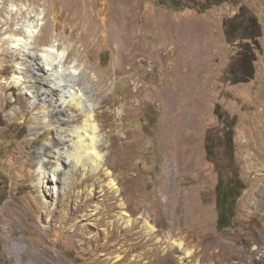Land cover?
<instances>
[{
	"label": "rangeland",
	"instance_id": "374dc122",
	"mask_svg": "<svg viewBox=\"0 0 264 264\" xmlns=\"http://www.w3.org/2000/svg\"><path fill=\"white\" fill-rule=\"evenodd\" d=\"M189 1L191 8L175 10L167 0H0V264H206L203 240L233 241V232L243 238L237 247L245 256L221 250L220 264L260 262L264 0H215L204 10L203 0ZM41 9L47 22L29 55L7 49L4 37H23L26 16L32 21ZM251 16L261 28L255 74L231 83L226 71L240 40L225 35V23L233 18L246 25ZM117 18H126L124 28ZM53 44L66 46L65 64L75 61L85 73L76 85H85L94 101L104 159L94 172L69 161L51 208L41 199L50 188L35 169L48 142L60 143L52 127L59 103H49L53 125H47L40 96L32 103L26 88L44 84L57 98L61 87L48 84L52 78L34 63L41 64L38 54ZM17 65L25 80L6 83ZM63 79L57 84L69 78ZM61 109L65 118L80 113ZM207 139L218 168L207 159ZM219 177H238L245 186L223 229L217 227ZM123 210L131 218L127 225L116 219ZM172 242H181V250ZM195 247L199 252L189 261L179 258Z\"/></svg>",
	"mask_w": 264,
	"mask_h": 264
},
{
	"label": "bare ground",
	"instance_id": "6f19581e",
	"mask_svg": "<svg viewBox=\"0 0 264 264\" xmlns=\"http://www.w3.org/2000/svg\"><path fill=\"white\" fill-rule=\"evenodd\" d=\"M13 9L15 8L11 6L9 11ZM117 19L120 20V26H122L123 21L126 18ZM24 21L25 22L21 24L24 32L23 37L8 35L5 36L4 39L9 41V43L6 44L7 49H11L12 51L19 50L21 51V55L26 57L29 55L30 49L34 46V40L40 35L41 29L47 22V19L43 17V9H41V11L37 13L35 19L30 21L29 16H26ZM102 23L104 24V18L102 19ZM124 26L122 27L124 28ZM103 35H106L105 30ZM66 56V46H64L62 49H59L55 44H53L46 49H41L40 53L38 54V59L40 60L41 64L33 60L37 68L40 67L42 71L44 70V72H46L50 78H52L48 81V84L61 87L57 94L58 96L56 95V99H52V97L47 95L49 91L52 92V88L51 90H48L44 88V84H42L40 90L37 89L34 91L31 89L32 86H30V88H26L29 91L28 96L30 97V101L32 103L37 101V96H40V104L42 106L41 108L43 109L42 117L44 118L47 125H53L49 122V112L46 110L49 108V103H59L58 112L60 113V116L57 118L58 124L56 126L53 125L52 127H55L60 143L53 142L54 139L51 142H48L52 143V145L49 146V151L46 150L48 147L44 148V152L37 159L35 169L38 181L43 183L45 188H50V191L52 189L51 192L47 191V193L42 194L41 197L48 207L51 206L53 201L52 197H58L59 192L62 189V183L64 182L63 180H65V176L69 173V161L74 168L82 165L84 170L88 169V167H91L94 172L103 167L104 159V153L101 148V130L97 121L95 120L96 107L94 101L92 96L86 92L85 85L82 87L76 85V80L79 79L78 77L84 76L85 73L81 71L80 67L76 65L75 61L71 64H65ZM22 69V65H17L16 71L12 77L9 80L4 79L6 83H10V81H12L14 84L23 83L25 77L23 74H21ZM64 76L69 78L68 82L62 86L59 83L57 84V81L60 82L64 80ZM47 97L50 98L46 99ZM65 106H72L80 113H78L75 118L70 117L71 115H68L67 118H65V115H63V112H61V108H64ZM71 118H73L75 122L66 124V121L71 122ZM79 118H82V122H79ZM65 139H67V141ZM48 164H50V166H48ZM109 184L111 187L114 186L113 180H110ZM46 195H48V197ZM52 207H54V205L51 206V208ZM116 219L121 223H125L126 225L131 222V218L128 217V213L124 210L117 213ZM145 223L148 226L147 220H145ZM148 228L149 229L147 232L151 234L152 227L149 225ZM234 233L235 235H233V241L229 242L224 240L213 241L211 238L209 240H203L201 250L205 253L207 252L202 257L207 261L206 264H220L221 257H219V254L221 250H226L227 256L235 257L238 260L245 256L242 250L237 247L243 238L236 235V232H233V234ZM171 244L176 250H181V242H172ZM198 244L199 243L197 242L195 245ZM15 252L18 254L19 250ZM198 252L199 251L197 250V247L193 249L188 248L185 249L184 252L182 251L179 253V258L182 261H186L190 255L195 256ZM115 257L116 259L120 258L119 254H117ZM259 261V263H256L251 260L249 262L247 261L246 264H264V247L261 250V257ZM195 264H198V260L195 262Z\"/></svg>",
	"mask_w": 264,
	"mask_h": 264
},
{
	"label": "trees",
	"instance_id": "16d2710c",
	"mask_svg": "<svg viewBox=\"0 0 264 264\" xmlns=\"http://www.w3.org/2000/svg\"><path fill=\"white\" fill-rule=\"evenodd\" d=\"M164 3L175 10H183L193 6V4H190L189 0H167V2ZM214 3L215 0H203L199 9H207ZM226 23L225 35L230 39L238 37L240 40L238 43L237 55L228 65L226 77L231 83L248 81L252 79L255 74V66L253 64L255 61V51L261 49L259 42V37L261 36L260 24L255 16L248 18L246 25L242 26H239L233 18ZM234 125L235 123L231 125V128H233ZM215 148V145L207 139L205 143L207 159L218 168L217 161H215ZM220 182L223 183L221 186L222 188L220 187ZM244 189L245 186L238 177L235 181L225 180V182L222 177H219L215 186L216 206L218 210L217 227L219 229L231 225L235 216L236 201Z\"/></svg>",
	"mask_w": 264,
	"mask_h": 264
},
{
	"label": "water",
	"instance_id": "95a60500",
	"mask_svg": "<svg viewBox=\"0 0 264 264\" xmlns=\"http://www.w3.org/2000/svg\"><path fill=\"white\" fill-rule=\"evenodd\" d=\"M256 247V245H253L252 248L254 249Z\"/></svg>",
	"mask_w": 264,
	"mask_h": 264
}]
</instances>
